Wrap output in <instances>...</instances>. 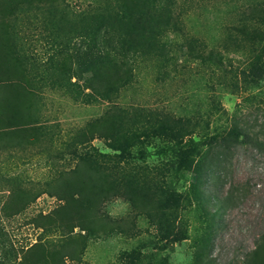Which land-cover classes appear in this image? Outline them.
Masks as SVG:
<instances>
[{
	"label": "rangeland",
	"instance_id": "1",
	"mask_svg": "<svg viewBox=\"0 0 264 264\" xmlns=\"http://www.w3.org/2000/svg\"><path fill=\"white\" fill-rule=\"evenodd\" d=\"M172 1L182 21L179 32H167L174 59L161 62L160 55H148L132 62V82L109 102L87 98L63 69L75 44L84 40L89 21L82 12L88 3L103 6L104 0H0V258L5 255V264H20L31 248L52 252L65 244L70 252L65 264H122L121 256L132 250L149 254L146 264H191L199 240L214 228L217 264H245L256 248L264 233V147L258 144L264 140V78L245 75L255 49L264 48V23L262 35L253 40V32L241 30V20L252 16L253 6L264 7V0ZM29 81L33 97L20 90ZM116 103L144 119L152 112L197 115L200 135L233 120L250 132V139L222 154L205 203L198 197L191 210H180L178 222L187 226L188 238L160 241L146 211L138 216L123 195L106 200L88 229L77 219L64 225L72 214L61 209L64 199L85 182L87 166L80 156L111 152L98 134L85 140L89 123ZM148 151L135 162L160 183L167 158L158 156L157 148ZM193 175L187 172L185 178ZM179 185L185 190V179Z\"/></svg>",
	"mask_w": 264,
	"mask_h": 264
},
{
	"label": "trees",
	"instance_id": "2",
	"mask_svg": "<svg viewBox=\"0 0 264 264\" xmlns=\"http://www.w3.org/2000/svg\"><path fill=\"white\" fill-rule=\"evenodd\" d=\"M173 6L172 0H104L103 6L88 3L82 12L89 21L84 30V40L75 44L68 56L71 63L63 66L70 79L76 78L74 82L71 81L72 84L84 90L89 99L95 97L114 102L121 89L132 82V62L148 55H160L161 62L172 61L174 58L169 55L167 32L182 29V21ZM251 10L254 12L252 16L241 20V30L253 32L255 35L251 39L255 40L262 35L264 7L257 4ZM83 44L86 45L82 47ZM189 46L193 48L194 44ZM255 51L249 61L253 65L252 70L245 78L249 79L252 75L255 81H260L264 78V48ZM185 53L192 55L193 52ZM201 56L196 58L212 60ZM27 84V89L21 85L20 90L26 96L31 94L33 97V83L29 81ZM77 90L73 89L74 92ZM151 114V117L144 119L134 108L116 103L89 123L90 130L85 140H93L98 134L108 141L111 152L103 154L93 150L88 155L80 156L87 166L85 182L79 190L67 194L68 197L64 199L65 205L61 209L72 213L66 217L64 225L67 226L69 220L77 219L78 225L86 224L84 227L88 229L94 222L93 215L98 213L106 200L123 195L132 203L138 216L146 211L158 230L160 241L176 243L188 238L187 226L183 227L181 221L178 222L180 210H191L198 197L205 203L213 175L217 172L215 168H221L222 154L250 139V132L233 120L230 126L213 134L200 135V118L197 115L185 118L171 113ZM258 144L264 147V140H258ZM152 147L157 148L158 156L167 158L164 179L160 183L150 172H146V168L135 162L143 159L141 157H148V149ZM212 150H217L215 155ZM187 172L194 174L192 179L185 178ZM183 179L185 190L180 189L179 185ZM204 208L213 219V211L208 206L204 205ZM105 222L108 225L111 223L109 220ZM214 232L215 228L199 240L200 246L191 264H217L212 255ZM3 235L0 226L1 240ZM68 256L70 252L66 244L52 252L45 248H31L20 264H65ZM148 258L151 256L140 250L128 251L121 256L122 264H146ZM244 263L264 264V233ZM0 264H5V255L0 258Z\"/></svg>",
	"mask_w": 264,
	"mask_h": 264
}]
</instances>
